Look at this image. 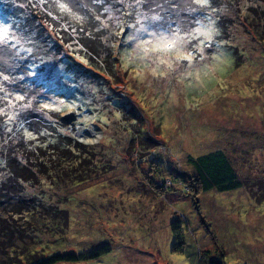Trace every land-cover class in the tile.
<instances>
[{
    "label": "rangeland",
    "instance_id": "obj_1",
    "mask_svg": "<svg viewBox=\"0 0 264 264\" xmlns=\"http://www.w3.org/2000/svg\"><path fill=\"white\" fill-rule=\"evenodd\" d=\"M68 2L0 0V253L108 244L55 264H183L177 221L193 264H264V0ZM215 150L242 185L195 193L187 157ZM31 197L67 223L20 236Z\"/></svg>",
    "mask_w": 264,
    "mask_h": 264
},
{
    "label": "trees",
    "instance_id": "obj_2",
    "mask_svg": "<svg viewBox=\"0 0 264 264\" xmlns=\"http://www.w3.org/2000/svg\"><path fill=\"white\" fill-rule=\"evenodd\" d=\"M57 1L64 3V4L69 3L68 0H57ZM68 6H69V8L72 9V7H70V5H68ZM261 15H264V12L260 13V15H259L260 18H264V17H261ZM164 19H166V18H164ZM164 19H162L161 21H163ZM46 20L47 19H44V21H46ZM260 20L262 21V19H260ZM50 21H51V19H50ZM167 23H169L170 24L169 27H171V31H169L168 33L181 32V29L179 31L175 29L176 26L173 24V22L167 21ZM232 25L238 26L236 23H233ZM182 31H184V30H182ZM243 32L245 34L248 33L246 31H244V26H243ZM218 39L220 40V39H222V37H219ZM33 40H35L36 41L35 43L38 45L37 40L32 39V41ZM8 43H10L9 44L10 48L17 51L18 54H20L18 52V50L21 53L25 52V51H23V49H25L23 46H25V45L20 46L19 48H17L18 46L16 45V48H15V46L12 45L10 40ZM55 44H58V43L52 42L51 46L56 47L57 45H55ZM29 45H31V44H28L26 46H29ZM234 50L236 51V49H234ZM27 57H28V55H27ZM67 57L75 58V55L67 54ZM63 58L66 59L65 57H63ZM37 60L40 64L41 58H38ZM87 60L90 61L91 59L89 58ZM66 61L69 63V61L67 59H66ZM61 64H62V62H61ZM60 66H58L57 69H55V68L52 69L54 74L51 77L54 78V80L56 78L54 75L57 74V72L60 69ZM90 66H92V65L90 64ZM0 67H2V66L0 65ZM2 68H3V70L8 71L6 67L4 68V66H3ZM3 70L0 68V77L1 76H7ZM51 74L52 73H50V74L47 73L46 79L49 78ZM44 75H42V76H44ZM65 75L68 77V79L70 81L69 75H72V72H69V73L67 72V74L65 73ZM66 76L64 78L66 80H68ZM7 78H8V76L6 77V79ZM5 82H7V81H5ZM75 84L73 86L74 88L69 86V87H71V89L73 91L75 90ZM36 89H37V86H36ZM37 92H39V91H37ZM70 94H73V93L70 92ZM119 102H121V101H118V103ZM40 106H41V104H40ZM42 108H44V107H42ZM44 109L48 110L46 108H44ZM53 109L51 108L49 111H52ZM187 161L195 170L194 181L197 185V190L195 188V191H194L195 193L197 191L198 192H206L210 189H216L218 191H227V190H232V189L238 188L242 185V182L238 178V174H237L234 166L231 164L227 155L221 150H215L212 152H208L206 154H202V155H199L197 157H193L191 155H188ZM84 179L85 178H83L81 180H84ZM20 195H22V194H20ZM31 199H33L34 201L33 200L30 201V199H28V200L33 205V209H34L32 211L33 213H26L30 210L29 207L24 209V211L22 212L23 214L25 213L28 218H30L29 224H28V222L23 220L25 223L28 224V226H26V227L22 226V228H21L19 225L14 224V225H12V227H14L15 230L19 232L20 236H21V233L24 231L23 238L29 237V238L34 239L36 237L40 238L41 236H43V233H45V231L47 229L45 218L48 215L50 217H52V213H54V218L56 219L55 216H57V214H60V213H58L55 209H52L51 207L50 208L45 207V210L43 211V203L40 200L34 199V197L33 198L31 197ZM22 200H24L25 202L28 203L27 200H25V199H22ZM40 210H42L44 213H40L39 212ZM59 210H61V209H59ZM35 216H38V217H35ZM57 218H58L57 220L62 219L64 224H66L67 220H68V215L66 212H64L61 214V216L60 215L57 216ZM31 219H32V222H31ZM171 227H172V230H173L175 236L180 239V240L176 239V241L173 243L172 249L174 250L175 253H179V254L181 253L182 254V252H183V239L181 238V234L178 233V229H179L178 222L177 221L171 222ZM175 227L177 228V231H176ZM6 232H7V234L12 235L14 232V229L12 228V230L6 231ZM34 235H36V237ZM24 242L26 243L27 241L25 240ZM14 243L11 245L12 248L15 247ZM15 250L16 249H14L13 252H15ZM110 250H111L110 246L108 244H104L103 246H100V247L95 248V249L88 251V252H79V253L55 252L51 255H46V254H44L43 250L39 251L37 248L29 250V248H26L24 250V252L18 254L19 256H18V259L16 261H13V259L11 258L12 257L11 251H5L3 253H0V264H55V263H58L61 261L75 262V261H84V260H94V259L98 258L99 256H101L102 254L109 252ZM199 264H223V259L221 256H219V257L210 256L206 250L201 254Z\"/></svg>",
    "mask_w": 264,
    "mask_h": 264
},
{
    "label": "crops",
    "instance_id": "obj_3",
    "mask_svg": "<svg viewBox=\"0 0 264 264\" xmlns=\"http://www.w3.org/2000/svg\"><path fill=\"white\" fill-rule=\"evenodd\" d=\"M191 248V249H190ZM190 250V251H189ZM192 251V247L191 246H186V249L182 252V254H183V256H184V259L187 261V262H185L184 260V262H183V264H193L195 261H196V257H195V255L193 254L192 256H189V258H188V256H187V254L188 253H192L191 252ZM183 259V258H182Z\"/></svg>",
    "mask_w": 264,
    "mask_h": 264
},
{
    "label": "snow or ice",
    "instance_id": "obj_4",
    "mask_svg": "<svg viewBox=\"0 0 264 264\" xmlns=\"http://www.w3.org/2000/svg\"><path fill=\"white\" fill-rule=\"evenodd\" d=\"M197 3L201 4L202 6H207L210 4V0H196ZM60 7L62 9H64L66 6L64 4H60ZM5 32L7 31V29L4 30ZM175 42H170V43H167V44H164V47H172L174 46Z\"/></svg>",
    "mask_w": 264,
    "mask_h": 264
}]
</instances>
